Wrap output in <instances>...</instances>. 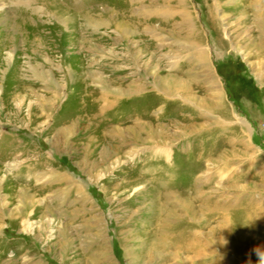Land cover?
Masks as SVG:
<instances>
[{"label": "rangeland", "instance_id": "obj_1", "mask_svg": "<svg viewBox=\"0 0 264 264\" xmlns=\"http://www.w3.org/2000/svg\"><path fill=\"white\" fill-rule=\"evenodd\" d=\"M249 1L0 4V264H259L264 47ZM168 75L184 83L171 96L155 83ZM102 81L131 95L98 118ZM139 122L159 141L130 138Z\"/></svg>", "mask_w": 264, "mask_h": 264}, {"label": "bare ground", "instance_id": "obj_2", "mask_svg": "<svg viewBox=\"0 0 264 264\" xmlns=\"http://www.w3.org/2000/svg\"><path fill=\"white\" fill-rule=\"evenodd\" d=\"M4 0H0V4L3 2ZM13 2H15V4H16V6L17 5H21V4H24V5H26V6H30V8H31V5H33L32 3H34V1H36V0H12ZM47 0H42V3H47L46 2ZM250 2V1H249ZM251 2H252V0H251ZM250 2V3H251ZM41 3V4H42ZM249 4V3H248ZM2 5V4H1ZM183 5V4H182ZM254 5L256 6V7H254ZM254 5H253V7L254 8H256V10H255V15L253 14V16L255 17L254 18V22L257 24V26L259 25L260 26V29H261V46H263L264 47V0H255V2H254ZM42 6V5H41ZM251 7H252V5H251ZM33 9V8H32ZM31 9V10H32ZM39 10H40V7H39ZM243 10V9H242ZM241 10V11H242ZM67 11V10H66ZM110 11V10H109ZM47 12H50V11H48L47 10ZM69 12V11H68ZM43 13V12H42ZM111 13V15H114L112 12H110ZM182 14L184 15V16H186V17H188L189 15H191V13H190V7L188 6V5H185V7L183 8V10H182ZM189 14V15H188ZM60 15H63V14H60ZM62 17H64V18H60V17H58V16H56L55 18H58L60 21H62V23H64L65 22V19H66V17H65V15H63ZM86 19H87V22H88V24L90 25V26H92V27H100L101 26V24H106V22H103V21H97L96 19H93L92 17H90L89 15H87L86 16ZM116 20V19H115ZM121 21V20H120ZM67 23V22H66ZM108 23V22H107ZM88 25V26H89ZM119 26H121V27H123V28H121V31H123V32H125V34H126V32H127V34H128V32L130 33L131 31H130V29H128V27H127V24H125V22H122V23H119ZM195 31V30H194ZM121 34V33H120ZM126 36V35H125ZM124 37V36H123ZM206 47H204V46H202V45H199V44H195L194 42H193V44L192 45H190V48H188V49H190L189 50V52L191 53V55L193 56V61H195L197 64H200L201 66H206V70L208 71V75H209V80H210V82L211 83H213V86H214V89H215V93L216 94H218L217 95V97H218V99L220 100V102H222V92L220 91L221 89H220V85H218V80H216V76H215V73H214V71L212 70V68H209L210 67V57H209V50H208V47H207V45H205ZM189 47V46H188ZM181 50H183V49H181ZM186 50V49H185ZM258 50H260V49H258ZM184 56V55H183ZM182 56V57H183ZM209 63V64H208ZM208 64V65H207ZM174 65V64H173ZM200 66V67H201ZM208 66V67H207ZM176 67V66H175ZM176 69V68H175ZM95 72V71H94ZM94 72H92V71H90L89 73H90V75L91 76H93V78H95V81H98V80H100L99 79V75H97V74H94ZM193 72V71H192ZM98 73V72H97ZM36 75H37V72H36ZM39 75V74H38ZM102 76V75H101ZM203 76V75H202ZM205 77V76H204ZM103 79V78H102ZM159 79V78H158ZM155 83H156V86L159 88V89H161L162 90V92L164 91V93L167 95V96H171L170 95V87H172L171 85L172 84H177V85H179V87H183V85H184V83L182 82V81H179L177 78H173L172 76H166V77H163V78H161L159 81H157V79L155 78ZM103 82V81H102ZM154 83V84H155ZM107 84V85H106ZM101 86H102V90H101V94H100V105H99V107H98V110L101 112V113H99L98 112V118H99V116H101V115H105L106 114V112H108L109 110H111V109H114V108H116V103H117V100L120 98V96L122 95V94H125V95H128V96H130L129 95V93H130V91H127V90H124V89H122V90H119V89H116V88H114L112 85H109L108 83H105V82H103L102 84H101ZM118 87V86H117ZM218 87V88H217ZM129 89H131V88H129ZM134 89V88H133ZM136 89V88H135ZM124 90V91H123ZM132 91H135V90H132ZM138 91V90H137ZM136 91V92H137ZM175 92V91H174ZM134 93V92H133ZM132 93V94H133ZM138 93V92H137ZM168 93V94H167ZM219 102V103H220ZM208 105V104H207ZM209 106H210V104H209ZM223 106V105H222ZM218 108V107H217ZM138 117V116H137ZM136 117V118H137ZM135 119V118H134ZM133 119V120H134ZM138 120V119H137ZM135 121V120H134ZM242 124H244V125H247V126H249L248 124H247V122H246V120H243L242 121ZM116 128V126H114V125H111V127H110V129L108 130V133L110 134V135H112V136H117V135H119V136H121L122 134H120L121 133V131H120V129H115ZM61 132H59V135L62 133V135H66V137H67V129H62V130H60ZM143 131H147L148 132V134L150 135V137L149 138H151V140L153 139L154 141H156V140H158L159 139V136H160V134L150 125V126H147V125H145V123L143 124L142 122H139V125H137V127L136 128H134V130L133 129H129V130H126V132L128 133V136L131 138V136H133V137H136V138H138L139 140H144V141H147V140H145L143 137H141V138H139L140 136H141V134H143ZM125 132V131H124ZM124 132H123V136H124V138L125 137H127L126 135H124ZM162 134V133H161ZM131 135V136H130ZM137 139V140H138ZM152 140V141H153ZM159 141V140H158ZM157 147V146H156ZM106 152V151H105ZM156 152H157V154H163V155H168V151H167V149H164V150H160V151H158V150H156ZM56 177H58V179H60V180H66V181H69V182H71V184H73V186L79 191V192H83V186H82V184L81 183H78V182H76V180H74L72 177H70V176H68L67 174H63V173H57V175H56ZM24 191V190H23ZM26 192V191H25ZM86 195V197H88L87 196V194H85ZM32 196V195H31ZM29 197V196H28ZM86 199H88V198H86ZM26 200V199H25ZM24 200V201H25ZM31 201V200H30ZM171 214H173V212H170ZM165 228V227H164ZM167 237V236H166ZM162 242V241H161ZM160 242V243H161ZM162 243H164V242H162ZM167 245V244H166ZM169 245V244H168ZM176 246V245H175ZM178 248V247H177ZM179 249H181V248H179ZM175 251V250H174ZM174 253V252H173ZM181 254V253H180ZM178 256V255H177ZM180 257V256H179ZM186 257H187V255H186ZM190 258V257H189ZM188 259V258H187Z\"/></svg>", "mask_w": 264, "mask_h": 264}, {"label": "clouds", "instance_id": "obj_3", "mask_svg": "<svg viewBox=\"0 0 264 264\" xmlns=\"http://www.w3.org/2000/svg\"><path fill=\"white\" fill-rule=\"evenodd\" d=\"M260 261H259V264H264V252H261L260 253Z\"/></svg>", "mask_w": 264, "mask_h": 264}]
</instances>
